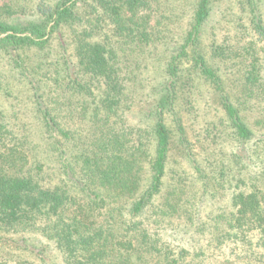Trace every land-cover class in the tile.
<instances>
[{
  "label": "trees",
  "instance_id": "trees-1",
  "mask_svg": "<svg viewBox=\"0 0 264 264\" xmlns=\"http://www.w3.org/2000/svg\"><path fill=\"white\" fill-rule=\"evenodd\" d=\"M230 3L221 38L219 0L0 5V264H264V0Z\"/></svg>",
  "mask_w": 264,
  "mask_h": 264
},
{
  "label": "rangeland",
  "instance_id": "rangeland-1",
  "mask_svg": "<svg viewBox=\"0 0 264 264\" xmlns=\"http://www.w3.org/2000/svg\"><path fill=\"white\" fill-rule=\"evenodd\" d=\"M8 0H0V5L2 3L7 2ZM220 11L218 12L217 17L213 20L214 22L220 24L219 26L214 25L213 23H209L207 25V28L209 30V33L214 30V27H217L218 30L221 31L220 38L223 36H230L233 33V22H234V15H232L230 8H232V5L230 3V0H219ZM233 10V9H232ZM226 12L231 13L229 16L224 18V15ZM229 20V22H228ZM217 30V29H216ZM207 38H209L206 43L208 44L210 41L209 35H207ZM240 74H231V69H225L222 78H223V90L225 94H229L233 97L236 95L234 92L237 90L235 87L234 79H240ZM203 86H201L200 89V95H198V100L196 98L197 108L198 111L195 112V114H198L196 117H193V113L184 114V120L187 124V131H188V137L192 138L195 142L192 144V151L191 154L195 158L199 159L200 161H205V156L209 152L210 148H213V145L210 143L209 140L206 142L199 144L197 142V136H200V134H204L206 131V128L209 126L208 121L217 119V122L220 126H222L223 120L220 119V115H222V110L215 111L216 106L219 107V97L217 90H214L212 86H210L208 83H203ZM0 98H4L0 96ZM253 122V121H252ZM174 153L177 157H180V145L175 143L174 145Z\"/></svg>",
  "mask_w": 264,
  "mask_h": 264
}]
</instances>
